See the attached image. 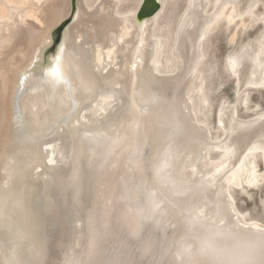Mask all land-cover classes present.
Masks as SVG:
<instances>
[{
    "label": "bare ground",
    "instance_id": "1",
    "mask_svg": "<svg viewBox=\"0 0 264 264\" xmlns=\"http://www.w3.org/2000/svg\"><path fill=\"white\" fill-rule=\"evenodd\" d=\"M153 1L140 18L144 0H0V264H264L229 192L259 182L264 111L221 105L212 135L192 83L220 18L264 0H186L172 59ZM225 66L264 87V42Z\"/></svg>",
    "mask_w": 264,
    "mask_h": 264
},
{
    "label": "rangeland",
    "instance_id": "2",
    "mask_svg": "<svg viewBox=\"0 0 264 264\" xmlns=\"http://www.w3.org/2000/svg\"><path fill=\"white\" fill-rule=\"evenodd\" d=\"M212 1L207 0L208 10L211 8ZM185 3L186 0H165L160 15L161 30L168 33L166 56L170 59H172L170 48L173 43V29ZM133 6V3H123L118 8L123 9ZM262 8L261 3H258L255 7L254 16L256 19L253 22L247 15L242 16V18L236 17L232 23H228L227 19L222 16L215 28L205 36L201 43L202 59L198 67L197 79L195 78L192 83L195 87H200V94L204 96V103L198 106L197 116L206 120L205 122L212 135L220 133L219 124L216 121L217 111L221 105L232 106L237 116L242 119L255 116L260 111H264V87L240 86L237 76L231 74L225 66L227 56L235 52L242 44L250 42V40L251 42H264V24H262L263 20H260L264 12ZM60 28L54 30L55 40L58 38ZM236 32L237 37L233 39V34H236ZM168 65H173V61L169 62ZM197 94V91H194L192 95V101L195 105L198 100ZM217 154V151L211 153L212 156ZM253 162L257 174L261 176V178L259 176L257 186L252 187L241 181L232 184L229 192L236 207L245 214L246 218H253L252 220H257L256 222L264 225V157L256 152L253 155Z\"/></svg>",
    "mask_w": 264,
    "mask_h": 264
},
{
    "label": "water",
    "instance_id": "3",
    "mask_svg": "<svg viewBox=\"0 0 264 264\" xmlns=\"http://www.w3.org/2000/svg\"><path fill=\"white\" fill-rule=\"evenodd\" d=\"M149 4L151 5V8L149 10L145 11L144 10L145 6L149 5ZM149 4H148V0H144V3L142 4V6L140 7V9L137 13L138 17H140V18L141 17H147V16L153 14L157 10L158 5L155 1L150 0Z\"/></svg>",
    "mask_w": 264,
    "mask_h": 264
},
{
    "label": "snow or ice",
    "instance_id": "4",
    "mask_svg": "<svg viewBox=\"0 0 264 264\" xmlns=\"http://www.w3.org/2000/svg\"><path fill=\"white\" fill-rule=\"evenodd\" d=\"M53 76H54L56 79H61V78H62L59 69H56V70L53 72ZM260 231H261V233H264V229H261ZM261 240H262V243H264V235L261 236Z\"/></svg>",
    "mask_w": 264,
    "mask_h": 264
}]
</instances>
